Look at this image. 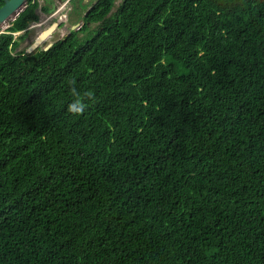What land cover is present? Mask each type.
Masks as SVG:
<instances>
[{
	"label": "trees",
	"instance_id": "1",
	"mask_svg": "<svg viewBox=\"0 0 264 264\" xmlns=\"http://www.w3.org/2000/svg\"><path fill=\"white\" fill-rule=\"evenodd\" d=\"M114 1L0 33V264H264V0Z\"/></svg>",
	"mask_w": 264,
	"mask_h": 264
},
{
	"label": "rangeland",
	"instance_id": "2",
	"mask_svg": "<svg viewBox=\"0 0 264 264\" xmlns=\"http://www.w3.org/2000/svg\"><path fill=\"white\" fill-rule=\"evenodd\" d=\"M33 1H37L38 4L41 6H43L44 2L43 0H33ZM65 0H63L64 2ZM74 1V0H73ZM96 0H75L74 4L68 3L62 10H61V19L59 17L54 18L53 23H58L59 24V28L57 30H55L53 32V34L51 36H49L44 43H42L37 49H35L33 52H31L30 54H34L35 52H37L38 50H40L41 48H43L47 43H54L58 40H63L65 37H67L70 33V31H74L76 32L81 25L76 24L75 26H72L73 23L80 21L82 19V16L84 15V13L87 11V9L89 7H91V5L95 2ZM121 0H115L113 2V7L111 9V13L114 12V10L117 8V6L120 4ZM63 2H57L56 0H52L53 3V7H54V11L63 4ZM28 1H26V3L24 5H22L20 7V12L27 6ZM52 5V4H51ZM50 7V5H49ZM19 12V13H20ZM70 12V13H69ZM110 15V14H109ZM15 15H13L14 17ZM42 23H46V19L44 17H42ZM68 20V21H67ZM12 20H8L6 21V23H2L0 25H3L4 29L6 27H9L12 24ZM52 23V24H53ZM50 24V23H47ZM51 24V25H52ZM50 25V26H51ZM68 28H66L67 26H69ZM72 26V27H71ZM44 27V25H43ZM73 28V29H72ZM3 30V29H1ZM32 33H34V31H31ZM84 35V34H83ZM17 36V35H15ZM37 35L32 37L31 39L26 40H22V41H18L19 44L17 46V48L14 51V54L22 51V50H27L29 45L35 41L37 38ZM39 37V36H38ZM78 37H81V34L78 35Z\"/></svg>",
	"mask_w": 264,
	"mask_h": 264
},
{
	"label": "flooded vegetation",
	"instance_id": "3",
	"mask_svg": "<svg viewBox=\"0 0 264 264\" xmlns=\"http://www.w3.org/2000/svg\"><path fill=\"white\" fill-rule=\"evenodd\" d=\"M56 1L60 2L61 0H56ZM97 1L98 0H96L91 5V7H89L87 9V11L82 16V19L80 21L76 22V24L81 25L80 28L85 23V18H86L87 13L97 4ZM4 2H5V0H0V5H3ZM31 2L33 3V2H37V1L31 0ZM43 2H44V4L41 7H40V5L37 2V8L35 9V13H36L38 19L30 21L23 30L15 32L14 33V37H15L16 40H18V41L26 40L27 41L28 39H31L32 37H34L36 35H37L36 38L38 39L42 33H44L45 31H47L50 28V25L53 23L54 18L60 16V13H61L62 9H58L59 8L58 7L54 11L53 3L51 5V0H43ZM49 5H50V7H49ZM50 11H51V13H49ZM42 17H44L46 19V21H45L46 23H44V22L42 23V20H41ZM47 23H50V24H47ZM43 25H44V27H43ZM72 25H75V24H72ZM59 27H60L59 24L56 23L55 27H54V30L52 31V33L50 35H48V37L51 36L53 34V32L55 30H57ZM68 27H70V25L67 26L66 28H68ZM0 31H1V29H0ZM31 31H34V33H32ZM16 33H17V36H15ZM41 50H43V49H41ZM19 52H21V51H19ZM22 52L26 53L27 50L24 49V50H22Z\"/></svg>",
	"mask_w": 264,
	"mask_h": 264
},
{
	"label": "clouds",
	"instance_id": "4",
	"mask_svg": "<svg viewBox=\"0 0 264 264\" xmlns=\"http://www.w3.org/2000/svg\"><path fill=\"white\" fill-rule=\"evenodd\" d=\"M26 1H28V0H26ZM60 2H63V0H61ZM70 2H71V4H72V0H65V1L63 2V4L59 6L58 9H63V8H64L68 3H70ZM25 3H26V2H25ZM25 3H24V4H25ZM24 4H23V5H24ZM51 4H52V0H51ZM25 8H26V7H25ZM25 8H24V9H25ZM24 9H23V10H24ZM23 10H22V11H23ZM22 11H21V12H22ZM19 12H20V9H19L15 14H12V15H15L14 17H13V16H12V17L10 16L11 18L8 17L6 20H4V22H5V21H8V20H12V21L14 22V21L16 20V18L19 16V14L21 13V12H20V13H19ZM49 13H51V11H50ZM69 13H70V12H69ZM55 18H56V17H55ZM59 18L61 19V14H60ZM67 21H68V20H67ZM4 22H1L0 24H2V23H4ZM13 22H12V24H13ZM12 24H11L9 27H11ZM54 24H56V23H53L52 25H54ZM73 24L76 25V23H73ZM52 25H51V26H52ZM75 25H72V26H75ZM0 26H1V25H0ZM51 26H50V27H51ZM72 26H71V27H72ZM9 27H6L5 29L3 28V30H1L0 33H5V32H6V33H11L12 36H13V41H14V40H16L15 37H14V33H15V32H18V31H15V32H13V33H12V32H9V31H8V28H9ZM22 30H23V29H22ZM2 31H3V32H2ZM20 31H21V30H20ZM15 35H17V33H16ZM45 40H46V39H45ZM17 42H18V40H17ZM33 42H34V41H33ZM33 42H32L30 45H32ZM44 42H45V41H44ZM44 42H43V43H44ZM52 44H53V43H52ZM30 45H29V46H30ZM40 45H41V44H40ZM40 45H39V46H40ZM39 46H38V47H39ZM38 47H37V48H38ZM28 48H29V47H28ZM37 48H36V49H37ZM41 49H43V48H41ZM27 50H28V49H27ZM21 52H22V51H21ZM17 53H18V52H17ZM24 54L30 55V54L27 53V52L24 53ZM72 92H73L74 94H77V95H78V93H76V89H75V88L72 89ZM85 107H86V105L82 102V100H81V99H78V100H76L75 102H73V103H71V104L68 105V111H69L70 113H72V114L80 115V114H83V112H84V110H85Z\"/></svg>",
	"mask_w": 264,
	"mask_h": 264
},
{
	"label": "water",
	"instance_id": "5",
	"mask_svg": "<svg viewBox=\"0 0 264 264\" xmlns=\"http://www.w3.org/2000/svg\"><path fill=\"white\" fill-rule=\"evenodd\" d=\"M25 2H26V0H17V2H16V6L14 7V9L8 11L7 14H6L2 19H0V23H1V22H4V20H6V19H7L8 17H10L12 14H15ZM4 3H5V2H4ZM54 26H55V24L52 25L49 29H51V28L54 27ZM49 29H48V30H49ZM72 29H73V28H72ZM48 30H47V31H48ZM47 31H45L44 33H46ZM38 40H39V38L36 39V40L33 42L32 45L29 46V48H28V50H27V53L30 54L31 52H33V51L35 50V48H37V47L40 45V44L37 45ZM52 45H53L52 43H49V44L47 43V44L43 47V50H47V49H49Z\"/></svg>",
	"mask_w": 264,
	"mask_h": 264
},
{
	"label": "snow or ice",
	"instance_id": "6",
	"mask_svg": "<svg viewBox=\"0 0 264 264\" xmlns=\"http://www.w3.org/2000/svg\"><path fill=\"white\" fill-rule=\"evenodd\" d=\"M17 0H5L3 5H0V19H2L8 11L14 9Z\"/></svg>",
	"mask_w": 264,
	"mask_h": 264
},
{
	"label": "bare ground",
	"instance_id": "7",
	"mask_svg": "<svg viewBox=\"0 0 264 264\" xmlns=\"http://www.w3.org/2000/svg\"><path fill=\"white\" fill-rule=\"evenodd\" d=\"M12 16H13V15H11V17H12ZM11 17H9V18H11ZM4 23H6V21H5ZM3 27H4V26L1 25V26H0V29H3ZM54 27H55V26H54ZM54 27H52L51 29H49L46 33H42V34L40 35L37 45L42 44V43L45 41V39L48 38V35H50V34L52 33V31L54 30ZM35 49H36V48H35Z\"/></svg>",
	"mask_w": 264,
	"mask_h": 264
}]
</instances>
